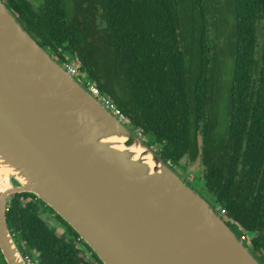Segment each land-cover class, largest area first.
<instances>
[{"label":"trees","instance_id":"trees-1","mask_svg":"<svg viewBox=\"0 0 264 264\" xmlns=\"http://www.w3.org/2000/svg\"><path fill=\"white\" fill-rule=\"evenodd\" d=\"M1 1L45 52L74 61L162 161L184 170L198 161L216 213L264 264V0ZM223 11L225 26L211 16ZM6 221L33 264H101L33 195L9 196Z\"/></svg>","mask_w":264,"mask_h":264},{"label":"water","instance_id":"water-1","mask_svg":"<svg viewBox=\"0 0 264 264\" xmlns=\"http://www.w3.org/2000/svg\"><path fill=\"white\" fill-rule=\"evenodd\" d=\"M0 254L33 195L101 264H261L221 217L45 52L0 0Z\"/></svg>","mask_w":264,"mask_h":264},{"label":"rangeland","instance_id":"rangeland-1","mask_svg":"<svg viewBox=\"0 0 264 264\" xmlns=\"http://www.w3.org/2000/svg\"><path fill=\"white\" fill-rule=\"evenodd\" d=\"M70 3H72V0H70ZM214 9H216V5L214 4ZM210 13H207V17H210ZM219 18L215 15H211L213 17V21L214 23L217 22H222L223 26H225L227 23V18H228V14L226 13V11L224 12H219L218 13ZM49 54V53H48ZM50 55V54H49ZM51 56V55H50ZM56 59V58H55ZM54 59L55 62L58 63V60L56 61ZM220 71V70H219ZM222 72V70L220 71V73ZM221 102V99L219 101V103ZM123 124V123H122ZM126 128L129 129L127 124H123ZM131 131H133V129L131 128ZM137 136V135H136ZM143 142L152 150H155L153 147V144L151 142L150 139L144 137L142 138ZM155 152V151H154ZM184 163V161L182 162ZM172 170L184 181L186 182L215 212H217V206L213 203L210 195L207 193L206 189L203 186V181L202 178L200 177V166L198 164V161L196 163H194L193 165H189L185 170L181 167L178 166H173ZM48 217V218H47ZM43 218L46 219L47 223L53 227L56 228L57 233H61L63 232V227L58 225V223L54 220V218L49 214H45L43 215ZM81 247V245H80ZM82 249V247H81ZM83 250V249H82Z\"/></svg>","mask_w":264,"mask_h":264},{"label":"built area","instance_id":"built-area-1","mask_svg":"<svg viewBox=\"0 0 264 264\" xmlns=\"http://www.w3.org/2000/svg\"><path fill=\"white\" fill-rule=\"evenodd\" d=\"M53 58V57H52ZM54 59V58H53ZM58 64L70 75L80 86H82L91 96H93L98 102L106 108L112 115H114L121 123L127 124L129 130L128 119L120 112L117 106L106 94L102 93L95 83L87 78V74L74 62L70 60H60ZM133 129L135 135L142 139L141 133L138 129ZM143 140V139H142ZM243 241V238H240ZM27 264H33L31 259L24 257Z\"/></svg>","mask_w":264,"mask_h":264},{"label":"bare ground","instance_id":"bare-ground-1","mask_svg":"<svg viewBox=\"0 0 264 264\" xmlns=\"http://www.w3.org/2000/svg\"><path fill=\"white\" fill-rule=\"evenodd\" d=\"M113 116H114V115H113ZM114 117H115V116H114ZM2 180H3L4 183H6V176H5V174L3 175V177L0 178V181H2Z\"/></svg>","mask_w":264,"mask_h":264},{"label":"clouds","instance_id":"clouds-1","mask_svg":"<svg viewBox=\"0 0 264 264\" xmlns=\"http://www.w3.org/2000/svg\"><path fill=\"white\" fill-rule=\"evenodd\" d=\"M52 57V56H51Z\"/></svg>","mask_w":264,"mask_h":264}]
</instances>
